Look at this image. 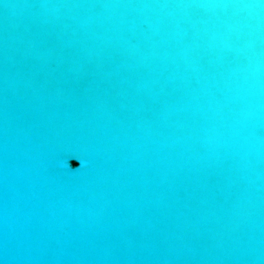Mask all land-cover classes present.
<instances>
[{
	"label": "water",
	"instance_id": "obj_1",
	"mask_svg": "<svg viewBox=\"0 0 264 264\" xmlns=\"http://www.w3.org/2000/svg\"><path fill=\"white\" fill-rule=\"evenodd\" d=\"M0 264H264V0H0Z\"/></svg>",
	"mask_w": 264,
	"mask_h": 264
}]
</instances>
